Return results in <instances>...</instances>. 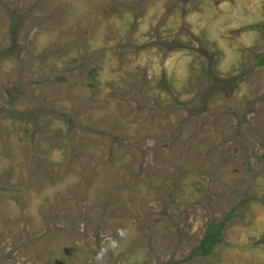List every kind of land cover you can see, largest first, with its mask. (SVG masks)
Here are the masks:
<instances>
[{
	"label": "rangeland",
	"instance_id": "1",
	"mask_svg": "<svg viewBox=\"0 0 264 264\" xmlns=\"http://www.w3.org/2000/svg\"><path fill=\"white\" fill-rule=\"evenodd\" d=\"M263 57L264 0H0V264H264Z\"/></svg>",
	"mask_w": 264,
	"mask_h": 264
},
{
	"label": "trees",
	"instance_id": "2",
	"mask_svg": "<svg viewBox=\"0 0 264 264\" xmlns=\"http://www.w3.org/2000/svg\"><path fill=\"white\" fill-rule=\"evenodd\" d=\"M260 65L264 64V57L262 58V60L260 61ZM232 214V213H230ZM231 216V215H230ZM225 222L221 223L222 225H224ZM214 238H215V233H211L208 234L202 244L198 247L199 251L202 253L203 256H208L210 255L214 244Z\"/></svg>",
	"mask_w": 264,
	"mask_h": 264
},
{
	"label": "clouds",
	"instance_id": "3",
	"mask_svg": "<svg viewBox=\"0 0 264 264\" xmlns=\"http://www.w3.org/2000/svg\"><path fill=\"white\" fill-rule=\"evenodd\" d=\"M121 234H123V233H121ZM114 246L115 245H113V247ZM104 259H105V257H104L103 251L98 252L96 257H95V264H104Z\"/></svg>",
	"mask_w": 264,
	"mask_h": 264
}]
</instances>
